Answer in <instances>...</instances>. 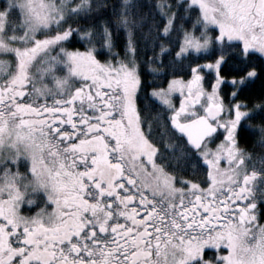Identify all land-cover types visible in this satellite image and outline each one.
Instances as JSON below:
<instances>
[{"label": "snow or ice", "instance_id": "6c2138e0", "mask_svg": "<svg viewBox=\"0 0 264 264\" xmlns=\"http://www.w3.org/2000/svg\"><path fill=\"white\" fill-rule=\"evenodd\" d=\"M0 264H264V0H0Z\"/></svg>", "mask_w": 264, "mask_h": 264}, {"label": "trees", "instance_id": "16d2710c", "mask_svg": "<svg viewBox=\"0 0 264 264\" xmlns=\"http://www.w3.org/2000/svg\"><path fill=\"white\" fill-rule=\"evenodd\" d=\"M101 2H103V0H101ZM108 2L109 3H115L116 2V0H108ZM140 2L141 3H144V4H148V3H150V0H140ZM260 84H261V81L258 79L257 81H256V84L253 86V90L254 91H258L259 90V88H260ZM256 133H251L250 135H249V138H248V141H247V144L245 145V144H242V146H246V147H248V148H252V142H253V139H255V137H256ZM254 151H260V148H259V146H257L255 149H254Z\"/></svg>", "mask_w": 264, "mask_h": 264}]
</instances>
